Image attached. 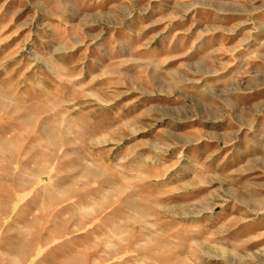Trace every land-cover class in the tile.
<instances>
[{
  "label": "rangeland",
  "instance_id": "374dc122",
  "mask_svg": "<svg viewBox=\"0 0 264 264\" xmlns=\"http://www.w3.org/2000/svg\"><path fill=\"white\" fill-rule=\"evenodd\" d=\"M0 264H264V0H0Z\"/></svg>",
  "mask_w": 264,
  "mask_h": 264
}]
</instances>
